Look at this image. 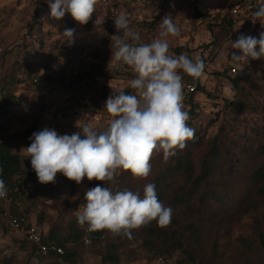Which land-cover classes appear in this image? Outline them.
Here are the masks:
<instances>
[{"label":"rangeland","instance_id":"obj_1","mask_svg":"<svg viewBox=\"0 0 264 264\" xmlns=\"http://www.w3.org/2000/svg\"><path fill=\"white\" fill-rule=\"evenodd\" d=\"M236 0H98L96 11L86 25L76 22L69 13L60 20L50 16L49 0H0V80L14 79V95L20 103L12 106L7 117L1 119L0 142L12 148V153L21 158L22 174L15 177V189L9 193L4 208L25 216L27 223L36 224L41 219L42 232L53 226L66 235L77 219V212L86 204V190L99 184L112 182L88 181L85 177L79 185L57 173L55 183L40 184L31 167V158L26 148L31 144L30 134L44 128H53L59 134L71 135L81 131L84 124L95 130L107 128L110 114L104 110L105 102L113 90L130 89L129 81L135 73L126 65L111 59V37L117 33L114 19L120 12L127 14L130 27L141 35L142 43L158 38L161 19L170 14L180 27L179 37H169V54L182 50L193 59L199 55L208 59L209 53L218 51L217 60L207 61L200 82L207 93L193 96L196 118L190 127L203 139L212 138L223 129L233 138H251L247 144L255 149L259 139L252 128L264 130V102L259 92L264 90V59L231 60L229 53L240 35L259 38L260 21L252 22V16L242 11L233 17L231 31L223 27L222 20L231 16V7ZM97 16L104 18L102 25H95ZM65 29H74V42L69 45L63 36ZM217 44V45H215ZM104 55L101 63L93 55ZM103 66V75L98 73L84 84H74L87 72ZM235 68L236 73H231ZM183 84L188 76L179 70ZM43 72V73H42ZM231 73L237 87L227 79ZM231 78V79H232ZM34 79L37 82H34ZM225 101L234 103L230 108ZM260 104V109L258 105ZM243 105L244 107H239ZM189 104L186 105V108ZM83 134V133H82ZM162 155V151L156 156ZM196 172L200 168L199 151L194 157ZM151 171L155 166L150 163ZM238 169L245 170L239 165ZM245 173V172H244ZM121 175L118 171L116 180ZM252 220L245 218L229 224L221 231L219 240L225 264H264V252L259 247L254 253L244 256L239 240L252 234ZM23 231L8 228L7 221L0 217V264L9 260L12 264H62L50 258L36 257L34 250L24 241ZM80 264H103L93 251L83 248ZM178 252L164 259H153L152 254L142 250L140 243L125 246L120 252L118 264H177Z\"/></svg>","mask_w":264,"mask_h":264},{"label":"clouds","instance_id":"obj_2","mask_svg":"<svg viewBox=\"0 0 264 264\" xmlns=\"http://www.w3.org/2000/svg\"><path fill=\"white\" fill-rule=\"evenodd\" d=\"M98 0H49L50 16L62 19L66 13L81 25H86L96 11ZM259 20L264 26V5L252 14V22ZM95 25H102L104 18L97 16ZM117 35L111 37V59L128 66L136 75L128 83L135 94L113 90L105 102L104 110L110 114L108 126L103 131L84 124L82 133L59 134L53 128L34 132L26 148L31 167L40 184L55 183L57 173L68 180L116 182L118 171L130 172L133 177L147 178L151 172L150 159L154 152L163 153L165 162L186 147V141L195 136V129L188 125L190 116L184 110V84L182 75L199 80L205 62L186 54H169V37H179L180 27L170 14L159 24L158 38L142 43L138 31L130 27L131 21L124 12L114 19ZM64 40L74 42V29H65ZM230 59H264V31L259 38L240 35L231 42ZM43 73V72H42ZM2 172V169H0ZM5 181L0 179V198L7 196ZM86 204L77 212V223L88 232L108 230L114 236L132 238V231L157 221L167 227L173 215L158 199L155 184L144 186L143 197L131 190L115 191L99 184L86 190Z\"/></svg>","mask_w":264,"mask_h":264},{"label":"trees","instance_id":"obj_3","mask_svg":"<svg viewBox=\"0 0 264 264\" xmlns=\"http://www.w3.org/2000/svg\"><path fill=\"white\" fill-rule=\"evenodd\" d=\"M242 1H234L231 9ZM260 5L264 4L255 5L253 12ZM222 23L224 29L231 31L235 21L231 15L224 18ZM261 27L264 26L261 24ZM173 52L177 56L182 54L181 49ZM218 55L217 50H212L204 62L217 60ZM93 57L101 63L106 60L104 55L96 54ZM96 69V72H87L76 79L74 84H84L86 79H93L97 73L103 75V66H97ZM226 76L235 89L237 80L231 77L234 75L229 72ZM16 82L18 81L14 79L0 80V130L1 119L7 117L12 106L20 103L14 95ZM200 91L210 96L199 79L197 90L188 103L189 107L184 109L190 116L187 122L189 126L197 114L193 96ZM124 92L135 94L132 88ZM258 100L264 102V90L259 92ZM232 105L235 104L227 101L224 103L227 108ZM260 107L259 104L258 108ZM251 130L260 141L255 149H250L251 146L247 144V141L252 140L251 138H244L243 135L239 139L233 138L221 132L224 131L223 129L216 136L207 139H203L198 132H195L194 138L186 141V147L183 150L178 149L177 154L170 157L167 162L163 159V153L157 157V152H154L150 163L155 166V171H151L147 178L133 177L130 172L121 170V175L114 185L108 187L113 192L125 189L139 192L142 198L144 186L154 183L158 199L165 207L173 209L171 222L167 227H159L154 220L147 226L133 230L131 239L122 235L114 236L106 229L95 231L103 238L85 247L83 229L87 225L81 227L75 219V223L70 226L66 235L61 234V229L57 225L51 227L47 233L42 232V243L61 247L64 251L62 256L55 254L42 256L37 252L35 245L25 239L24 242L31 246L36 257L55 259L62 264H80L83 248L95 252L103 264H118L121 249L137 242L140 243L142 250L152 254L153 259H164L178 252L177 264H225L219 244L221 231L229 224L250 218L252 234L246 239L239 240L243 254L246 257L254 253L255 247H259L264 252V130L258 127ZM198 151L200 168L196 172L194 157ZM239 165L245 173L240 172L243 170L238 169ZM0 169H2L0 179L5 181L9 193L12 194L16 183L14 178L22 174L21 158L12 153L9 145L1 142ZM28 177L34 180L35 173L29 174ZM15 211V208L14 212L10 209L8 211L12 219L25 217ZM2 213L3 210L0 208V217ZM41 224L40 219L37 226ZM2 264L12 263L3 260Z\"/></svg>","mask_w":264,"mask_h":264},{"label":"built area","instance_id":"obj_4","mask_svg":"<svg viewBox=\"0 0 264 264\" xmlns=\"http://www.w3.org/2000/svg\"><path fill=\"white\" fill-rule=\"evenodd\" d=\"M105 1V0H103ZM257 4H264V0H243L238 6L231 9L232 17H238L241 15L242 11L245 14L251 15L253 13L254 7ZM261 31H264V27H261ZM231 73H236V69L232 68ZM36 83L37 80L34 79ZM199 80L193 81L191 77H188L187 82L184 85V109L186 105L190 102L192 95L196 92ZM7 187V186H6ZM8 189V187H7ZM9 198V190L5 198H0V208L3 210L2 217L7 221L9 229L14 231H23L25 240L37 247V252L42 256H48L50 254H55L57 256H62L64 251L61 247L54 245L48 246L42 243V230L36 224H29L26 221V217L20 219H12L9 215L8 210L4 208V203ZM103 237L95 232H88L87 227L83 229V243L85 247H89L96 241H100Z\"/></svg>","mask_w":264,"mask_h":264}]
</instances>
